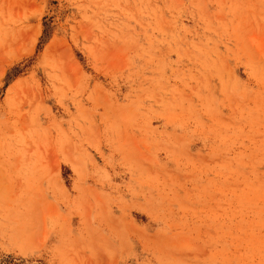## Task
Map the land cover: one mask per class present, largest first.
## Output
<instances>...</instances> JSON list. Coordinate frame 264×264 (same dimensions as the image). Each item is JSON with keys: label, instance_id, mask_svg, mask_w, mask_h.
Returning a JSON list of instances; mask_svg holds the SVG:
<instances>
[{"label": "rangeland", "instance_id": "374dc122", "mask_svg": "<svg viewBox=\"0 0 264 264\" xmlns=\"http://www.w3.org/2000/svg\"><path fill=\"white\" fill-rule=\"evenodd\" d=\"M0 264H264V0H0Z\"/></svg>", "mask_w": 264, "mask_h": 264}]
</instances>
